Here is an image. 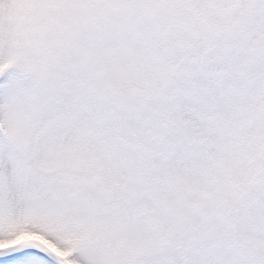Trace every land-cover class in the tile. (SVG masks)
I'll use <instances>...</instances> for the list:
<instances>
[{"label":"snow or ice","instance_id":"snow-or-ice-1","mask_svg":"<svg viewBox=\"0 0 264 264\" xmlns=\"http://www.w3.org/2000/svg\"><path fill=\"white\" fill-rule=\"evenodd\" d=\"M0 264H264V0H0Z\"/></svg>","mask_w":264,"mask_h":264}]
</instances>
